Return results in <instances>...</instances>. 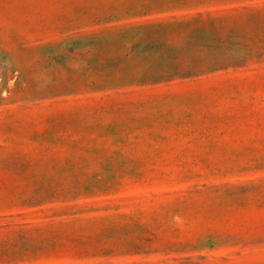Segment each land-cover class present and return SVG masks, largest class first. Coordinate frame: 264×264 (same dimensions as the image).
Returning <instances> with one entry per match:
<instances>
[{
  "label": "rangeland",
  "instance_id": "374dc122",
  "mask_svg": "<svg viewBox=\"0 0 264 264\" xmlns=\"http://www.w3.org/2000/svg\"><path fill=\"white\" fill-rule=\"evenodd\" d=\"M0 264H264V0H0Z\"/></svg>",
  "mask_w": 264,
  "mask_h": 264
}]
</instances>
